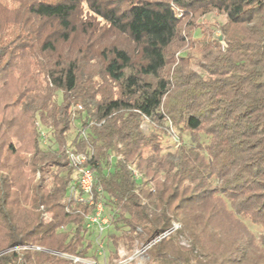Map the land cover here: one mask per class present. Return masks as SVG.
I'll use <instances>...</instances> for the list:
<instances>
[{
    "label": "trees",
    "instance_id": "obj_1",
    "mask_svg": "<svg viewBox=\"0 0 264 264\" xmlns=\"http://www.w3.org/2000/svg\"><path fill=\"white\" fill-rule=\"evenodd\" d=\"M20 6L26 18L11 38L0 35V86L25 61L30 75L0 108V264L98 260L84 228L92 209L65 203L67 149L89 155L110 220L107 264L119 246L132 253L165 233L143 264H264V237L245 223L264 232V0ZM211 14L224 22L204 29L198 20ZM94 19L104 29H91ZM144 121L159 130L143 132ZM165 124L189 142L164 146ZM22 245L48 252H6Z\"/></svg>",
    "mask_w": 264,
    "mask_h": 264
},
{
    "label": "rangeland",
    "instance_id": "obj_2",
    "mask_svg": "<svg viewBox=\"0 0 264 264\" xmlns=\"http://www.w3.org/2000/svg\"><path fill=\"white\" fill-rule=\"evenodd\" d=\"M28 0H0V35L4 36L5 39L7 38H11L14 35V31L11 29V27L14 29L16 28V24H18L19 22H21L23 20V18H26L25 12H23L21 5L25 2H27ZM128 2L129 0H125V2ZM20 2V3H19ZM83 15L84 17H86L88 14L86 13L85 10H83ZM90 16V15H89ZM83 19H79L78 20V24L80 26H78V31H81L82 26L88 24V21H85ZM199 21V25L203 26L204 29L208 28H215L218 25L222 24L224 22V18L222 16H218L216 14H211L208 15ZM94 24L93 27L91 29H95L98 26H103V28L100 29H104V23L99 20V19H94ZM46 28V30L48 29V26L44 27ZM8 31V32H7ZM7 32V33H6ZM218 35V32H216V36ZM106 39L109 40V36L107 33H105ZM199 34L198 32H195V37H198ZM86 39V35H84V37L82 36V34L80 32H78V34L75 36V45L76 46H80V44L82 45L83 41ZM116 42L118 45L122 46V47H128V43L125 41V39L123 37H117L115 38ZM60 48L65 47L63 44H61V46H59ZM192 54L195 56V52L192 51ZM174 58H176V55H174ZM197 60V59H196ZM196 61L193 60L192 63H195ZM29 67V63L28 62H24L23 64H21L19 66L18 70H15V72L13 74H11L8 79L6 80V85L5 86H0V108L2 107H6L8 106L11 101L14 98V95L16 94V92L19 89H22L25 84L27 82H29L30 79V75H25L24 72H29L27 69ZM158 125L156 124H152L148 121H144L142 124V130L143 132H147L148 130H150V128H153L155 130H159L157 128ZM80 125L77 121H74L73 123V127L71 128V130L68 132L67 134V139L68 141H72V139L75 137L76 133L78 132ZM164 129L166 128V133L163 137V145L168 147L169 145H171L172 141V137L176 136L178 138H181L183 142L188 143L189 142V135L187 132H180L179 130H177L175 127H172L171 125L165 124ZM28 135L25 133L21 136V139L19 142H17L16 144H14L16 149H24L27 142H28ZM20 153V152H19ZM20 155V154H19ZM246 225L250 228L251 231H253V233L255 234V236H263L264 237V232L262 231V229L252 226L248 221H245ZM108 249H112L110 246L108 247ZM113 250V249H112ZM118 252L120 251V256L121 258H128L129 257V261H131V264H143L145 259H143V257L139 254V249H135L132 253H129L126 251V249H124V247L119 246L118 247ZM116 261V260H115ZM114 261V263H115ZM116 264V263H115Z\"/></svg>",
    "mask_w": 264,
    "mask_h": 264
},
{
    "label": "built area",
    "instance_id": "obj_3",
    "mask_svg": "<svg viewBox=\"0 0 264 264\" xmlns=\"http://www.w3.org/2000/svg\"><path fill=\"white\" fill-rule=\"evenodd\" d=\"M77 110H82V107L77 105ZM41 137L44 138V133H41ZM172 141L174 144H179V139L176 136L172 137ZM66 158L68 167L73 172V181L67 190V195L65 198V203H75L82 204L88 208L92 209V212L86 216L84 228L86 231H92L94 234V249L95 256L98 260H94L92 258H79L75 256H66L60 255L63 258H66L72 261L73 264H107V252L104 246L103 236L110 224L109 218L105 215L104 212V204L102 199H96L94 194V176L91 169L88 166L89 155L85 153H79L71 149L66 150ZM133 174L137 176V173L133 171ZM97 192H100L97 189ZM178 226L176 224L173 225V230ZM168 233H165L161 237L154 240L151 244L139 249V254H142L154 243L160 241ZM21 251H38V252H48L38 246L31 245H22L14 248L8 249L6 252H21ZM119 258L115 261L116 264H130L128 258H121L120 251L118 252Z\"/></svg>",
    "mask_w": 264,
    "mask_h": 264
}]
</instances>
